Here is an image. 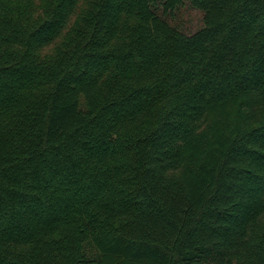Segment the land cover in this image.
<instances>
[{"label":"trees","instance_id":"trees-1","mask_svg":"<svg viewBox=\"0 0 264 264\" xmlns=\"http://www.w3.org/2000/svg\"><path fill=\"white\" fill-rule=\"evenodd\" d=\"M187 1L0 0V264H264V0Z\"/></svg>","mask_w":264,"mask_h":264},{"label":"rangeland","instance_id":"rangeland-1","mask_svg":"<svg viewBox=\"0 0 264 264\" xmlns=\"http://www.w3.org/2000/svg\"><path fill=\"white\" fill-rule=\"evenodd\" d=\"M153 10L158 16L170 25L177 27L186 35H191L203 25V15L200 11L193 9L187 0L171 13H164L162 0H154Z\"/></svg>","mask_w":264,"mask_h":264}]
</instances>
